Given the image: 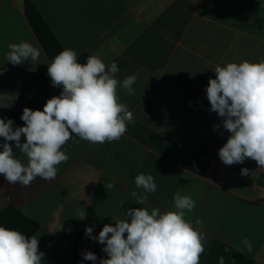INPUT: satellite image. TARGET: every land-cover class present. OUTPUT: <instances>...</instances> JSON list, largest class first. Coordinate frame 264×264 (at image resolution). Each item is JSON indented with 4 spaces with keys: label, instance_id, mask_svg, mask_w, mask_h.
<instances>
[{
    "label": "crops",
    "instance_id": "1",
    "mask_svg": "<svg viewBox=\"0 0 264 264\" xmlns=\"http://www.w3.org/2000/svg\"><path fill=\"white\" fill-rule=\"evenodd\" d=\"M21 41L38 46L41 56L13 66L5 55ZM65 48L77 51L81 63L90 55L115 61L121 81L138 74L134 94L118 89L135 122L118 141H69L70 158L53 181L37 177L23 186L0 175V226L36 236L43 264H93L83 260L88 251L99 264L107 258L104 245L86 227L98 236L112 217L144 207L130 193L142 191L136 175L151 174L157 190L148 194L149 208L173 210L178 190L196 201L186 219L203 221L201 264H219L220 257L225 264H264V168L251 159L231 166L219 159L229 133L213 128L221 118L206 98L217 64L264 60V0H0V68L6 69L0 104L8 105L0 118L23 126L25 107L43 110L60 94L47 67ZM242 168L255 172L242 176ZM81 207L86 220L76 217ZM243 237L252 242L251 253H239Z\"/></svg>",
    "mask_w": 264,
    "mask_h": 264
},
{
    "label": "clouds",
    "instance_id": "2",
    "mask_svg": "<svg viewBox=\"0 0 264 264\" xmlns=\"http://www.w3.org/2000/svg\"><path fill=\"white\" fill-rule=\"evenodd\" d=\"M5 60L13 66L25 61H37L41 49L27 41L9 44ZM6 69L0 68V75ZM119 67L115 61L106 64L99 56L90 55L86 62H78L77 51L65 48L48 64L47 75L53 87L61 88L58 96L46 101L43 110L25 107L20 119L23 126L14 127L11 118H0V175L10 184L31 185L37 177L44 181L57 178L58 165L69 160L66 145L74 138L93 144L118 141L134 123V115L122 103L118 89L126 95L134 94L133 85L138 74L117 79ZM215 78H209L206 98L210 111L220 117V124L229 133L226 143L218 151L219 159L228 166L242 164L245 159L264 168V60L239 63L228 62L214 67ZM7 108V104H0ZM25 140L22 143L21 137ZM9 142L26 158L24 163ZM255 171L241 169L242 176ZM138 194L130 195L135 204L144 207L128 208L123 219L112 217L113 223L105 224L98 236H92L93 227L85 234L104 245L107 258L99 264H201L207 241L203 221L193 224L186 214L196 208V201L189 194L178 190L173 195V210L161 212L148 206V194L157 190L151 174L140 173L134 179ZM115 181L104 185L106 190ZM27 215V212L25 211ZM83 207L76 217L86 220ZM39 239L20 231L0 226V264H43L45 253L39 250ZM239 253L253 251L252 242L243 237L236 246ZM83 260L97 262L93 252L82 253ZM83 264V261H81ZM219 264H225L224 257Z\"/></svg>",
    "mask_w": 264,
    "mask_h": 264
}]
</instances>
